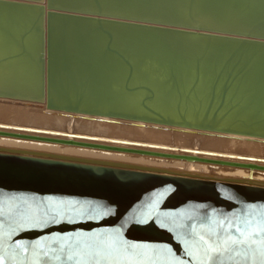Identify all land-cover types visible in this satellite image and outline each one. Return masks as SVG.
<instances>
[{
    "label": "water",
    "instance_id": "95a60500",
    "mask_svg": "<svg viewBox=\"0 0 264 264\" xmlns=\"http://www.w3.org/2000/svg\"><path fill=\"white\" fill-rule=\"evenodd\" d=\"M0 99L42 115L0 119L1 137L249 174L0 146L4 264H261L233 246L208 262L207 245L235 235L229 223L264 225V180L251 177L264 152L90 124L264 144V0H0Z\"/></svg>",
    "mask_w": 264,
    "mask_h": 264
},
{
    "label": "bare ground",
    "instance_id": "6f19581e",
    "mask_svg": "<svg viewBox=\"0 0 264 264\" xmlns=\"http://www.w3.org/2000/svg\"><path fill=\"white\" fill-rule=\"evenodd\" d=\"M2 101V100H1ZM6 101V100H4ZM8 101V100H7ZM3 102V101H2ZM4 103V102H3ZM6 103V102H5ZM11 103V102H10ZM9 103V104H10ZM15 104V103H14ZM31 104V103H30ZM13 105V103L11 104ZM26 105V104H25ZM32 105V104H31ZM30 105V106H31ZM35 105V104H34ZM9 106V105H7ZM17 106V105H16ZM23 106V105H22ZM33 106V105H32ZM2 108V106H0ZM11 108V106H9ZM16 108V107H15ZM41 107L40 106H35L33 107L31 110V115L33 118H39V117H42V115H40L39 113L41 112ZM9 109V108H7ZM31 109V108H30ZM5 110V109H4ZM28 110V109H27ZM1 111V110H0ZM11 111V110H9ZM13 111V110H12ZM16 111V109H15ZM26 112V111H25ZM9 114V113H7ZM21 116V115H20ZM0 119L3 120V119H8L5 117V115L3 114V112H0ZM76 123H78V120L76 119ZM101 125V126H107L106 124L104 123H95L94 125L92 126H98V125ZM120 124H117V126H119ZM129 126V124H128ZM130 127H139V125L137 124H134V126H130ZM106 128H109L108 126ZM159 130L157 129H154V128H149L147 127L146 130L143 129L142 131L145 132L146 134H143L141 133L140 135L141 136H148V137H161V135L159 134H162V129L158 128ZM164 133V132H163ZM134 134H137V133H134ZM139 135V134H138ZM163 137L165 135H162ZM218 138V137H217ZM236 139H238L237 136H233V135H224V136H221L217 139V143L216 145H221L225 148H228V149H232L231 146H236V147H244V148H248L249 146H251V141L245 139L244 137H239V140L240 142L237 144V145H232L234 144L236 141ZM7 145V146H5ZM0 146L1 147H8V148H17V149H27V150H34V151H42V152H50V153H58V152H62V153H59V154H69V153H74L73 156L75 155V152H79L81 155H75V156H82V155H92V157L90 156V158H97V159H103V160H109V161H119V162H124V161H120V158H122L119 154H115V153H112V152H109V151H102V150H99V152H93L92 150H82V151H78L76 149H71V148H60V146H57V145H54V144H50V143H46V142H40V141H27V140H21V139H17V138H5V137H0ZM22 147H25V148H22ZM64 147V146H63ZM253 151L254 150H257V149H252ZM252 151V152H253ZM251 152V151H250ZM263 152V151H262ZM254 153V152H253ZM259 153V152H258ZM123 154V153H122ZM252 154V153H251ZM260 154V153H259ZM252 155H255L252 154ZM123 156V155H122ZM126 156V155H125ZM86 157V156H85ZM99 157H104V158H99ZM106 157V158H105ZM108 157V158H107ZM111 158V159H109ZM112 158L114 159H117V160H113ZM126 158V157H124ZM122 158V159H124ZM119 159V160H118ZM121 159V160H122ZM128 159V158H127ZM130 160V159H128ZM134 160V159H133ZM136 160V159H135ZM132 161V160H131ZM146 161V160H145ZM139 163H141L140 161H137ZM136 162V163H137ZM183 162V161H182ZM185 162V161H184ZM125 163V162H124ZM128 163V162H126ZM146 163V164H145ZM145 163H142V164H152V165H147V166H153V167H161V168H175V169H191L193 170L194 172H204V173H212L218 177H221V178H247L249 176L248 172L243 170V169H239V168H236V169H233V170H227V169H224L223 167L221 168H218V166H215V165H205L203 163L201 164H193V163H183L180 164L182 165V167H167V166H159L163 163H154V162H145ZM167 163V162H166ZM135 164V162H134ZM176 164V163H175ZM158 165V166H156ZM167 165V164H166ZM179 165V164H178ZM177 166V164H176ZM218 168V169H217ZM252 179H256V180H264V173H260V172H256L253 174V176H251Z\"/></svg>",
    "mask_w": 264,
    "mask_h": 264
},
{
    "label": "rangeland",
    "instance_id": "374dc122",
    "mask_svg": "<svg viewBox=\"0 0 264 264\" xmlns=\"http://www.w3.org/2000/svg\"><path fill=\"white\" fill-rule=\"evenodd\" d=\"M2 99H0V106H2V108L0 107V112H3V114L5 115V117L6 118H11V117H19V118H22V119H28V118H33L32 117V115H31V110H33L32 108L33 107H35V106H40V105H37V104H33V103H29V102H18V101H10V100H6V101H4V100H2ZM6 102V103H5ZM11 102V103H10ZM10 103V104H9ZM13 103V105H11ZM15 103V104H14ZM26 104V105H25ZM7 105H9V106H11V108L9 107V106H7ZM17 105V106H16ZM23 105V106H22ZM31 105V106H30ZM16 107V108H15ZM41 107V106H40ZM7 108H9V109H7ZM31 108V109H30ZM5 109V110H4ZM15 109H16V111H15ZM28 109V110H27ZM9 110H11V111H9ZM13 110V111H12ZM26 111V112H25ZM7 113H9V114H7ZM21 115V116H20ZM104 121H106L105 119H103ZM82 121H80V120H78V123H81ZM82 123H84V124H89V123H87V122H82ZM96 123H98V122H96ZM95 123H93V124H90V125H94ZM100 124V123H99ZM102 124V123H101ZM104 124H106V123H104ZM110 129H115V130H119V131H125V132H130V133H137V134H141V133H143V134H146L145 132H143L142 130L143 129H145L146 130V128L147 127H149V128H153V127H150V126H146V125H141V124H137V125H139V127H130V126H128V123L127 122H121L120 123V125L119 126H117V125H113V124H106ZM160 129H162L163 131H162V134H159V135H161V137H158V136H156V137H158V138H164V137H172V138H174V139H177V138H188V139H190V140H192L193 138H196V139H200L204 144H208V145H216V144H218L217 143V139L219 138V136H216V135H211V136H199V135H196V134H193V133H190L189 131H185V132H180V131H167V130H164V128H160ZM157 130H159V129H157ZM164 132V133H163ZM162 135H165L164 137L162 136ZM222 136H224V135H222ZM1 137V136H0ZM153 137V136H152ZM218 137V138H217ZM6 138V137H5ZM7 138H11V137H7ZM21 140H23V139H21ZM24 140H26V139H24ZM28 141V140H27ZM29 141H33V140H29ZM236 141L237 142H235L234 144H232V145H237L239 142H240V140H239V137H238V139H236ZM37 142V141H36ZM51 144V143H50ZM52 144H54V145H57V146H60V148H71V149H76V150H78V151H82V150H92L93 152L95 151V152H99V150L98 149H90V148H83V147H76V146H70V145H63V144H57V143H52ZM251 146H249L248 148H244V147H236V146H231L232 147V149H241V150H244V151H247V152H249V153H252V154H261L262 153V151L264 152V144L263 143H260V142H253V141H251ZM5 146H7V145H5ZM64 146V147H63ZM22 148H25V147H22ZM231 149V150H232ZM252 149H257V150H252ZM251 151V152H250ZM254 153H253V152ZM109 152H111V151H109ZM259 152V153H258ZM54 153H55V151H54ZM58 153H62V152H58ZM112 153H115V152H112ZM117 153H119V152H116L115 154H117ZM74 154V153H73ZM72 153H69V154H67L66 153V155H73ZM82 154V153H81ZM79 152L77 153V152H75V155H81ZM119 154H121L120 156L122 157V158H124V157H126V158H124V159H122V158H120V161H124V162H128V163H134L135 162V164H139V165H145L146 163L145 162H148L149 163V161L151 162H154V163H163V164H161V165H159V166H167V167H182V165L181 164H183V163H185L184 161L182 162V161H180V160H174V159H163V158H157V157H150V156H146V155H138V154H131V153H119ZM74 155V156H75ZM123 155V156H122ZM126 155V156H125ZM88 157V158H90V156L92 157V155H82L81 157ZM99 158H104V157H99ZM106 158V157H105ZM108 158V157H107ZM130 159V160H128V159ZM109 159H111V158H109ZM113 160H117V159H114V158H112ZM122 159V160H121ZM134 159V160H133ZM136 159V160H135ZM119 160V159H118ZM132 160V161H131ZM146 160V161H145ZM137 161H142L141 163H139V162H137ZM137 162V163H136ZM167 162V163H166ZM180 162H181V164H180ZM142 163H145V164H142ZM177 164V166H176V164ZM167 164V165H166ZM179 164V165H178ZM193 164H198V163H193ZM199 164H201V163H199ZM147 165H152V164H147ZM206 165V164H205ZM156 166H158V165H156ZM218 168H221V167H219L218 166ZM217 168V169H218ZM246 171V170H245Z\"/></svg>",
    "mask_w": 264,
    "mask_h": 264
},
{
    "label": "snow or ice",
    "instance_id": "6c2138e0",
    "mask_svg": "<svg viewBox=\"0 0 264 264\" xmlns=\"http://www.w3.org/2000/svg\"><path fill=\"white\" fill-rule=\"evenodd\" d=\"M105 214L111 215L112 213L105 212ZM0 215H2V209H0ZM163 226L164 225H161V227ZM221 226H223V224ZM18 228L20 231L25 230L22 225H18ZM226 231H228L229 233L234 232L235 235L229 234L228 237L222 241V243L215 244V246L213 244H208V262L212 261L216 255H222L225 251L228 250L229 246H233L245 250H251L255 248L262 257L261 264H264V225L260 223H256L255 225H253V223L250 221H245L242 224L229 223ZM199 239L201 241H204L203 236H200ZM131 246L135 248L137 245L133 243ZM22 252L26 253L27 249H22ZM43 255L47 256V253H43ZM69 259H71L70 256ZM4 260L5 257L3 256V254H0V264H4ZM13 264H15V261H13ZM97 264H99V261H97ZM110 264H112V262H110ZM115 264H121V262L115 261ZM126 264H136V262L133 260H128Z\"/></svg>",
    "mask_w": 264,
    "mask_h": 264
}]
</instances>
